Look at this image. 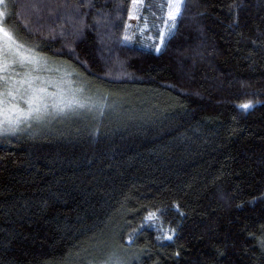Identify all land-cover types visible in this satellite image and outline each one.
<instances>
[{
    "label": "trees",
    "instance_id": "1",
    "mask_svg": "<svg viewBox=\"0 0 264 264\" xmlns=\"http://www.w3.org/2000/svg\"><path fill=\"white\" fill-rule=\"evenodd\" d=\"M131 3L0 2L91 107L0 136V264H65L106 233L141 264H264V0H183L164 39L170 0H144L129 45Z\"/></svg>",
    "mask_w": 264,
    "mask_h": 264
},
{
    "label": "snow or ice",
    "instance_id": "2",
    "mask_svg": "<svg viewBox=\"0 0 264 264\" xmlns=\"http://www.w3.org/2000/svg\"><path fill=\"white\" fill-rule=\"evenodd\" d=\"M169 7L174 10L168 12V17L170 20H175L180 12L181 4L177 2ZM0 36L3 37L4 42L3 47L0 48V56L3 57V61L0 63V72L3 73V76L0 77V81H2L0 83V88H2L0 91V116L3 117L0 120V134L7 131L15 132L21 123L26 124L29 120L40 121L53 114H74L85 108L91 110V107L75 94L66 93L63 89L57 88L50 82L46 83L41 78L38 73L42 58L34 47L25 49V45L16 43L13 36L4 27H0ZM9 58H11V63H9ZM17 69L25 70L23 73L25 78L18 82L13 79V74L21 75ZM50 88L55 90L50 91ZM240 107L247 110L252 105L245 103ZM148 219H152V216H149ZM166 238L170 240L172 237Z\"/></svg>",
    "mask_w": 264,
    "mask_h": 264
},
{
    "label": "rangeland",
    "instance_id": "3",
    "mask_svg": "<svg viewBox=\"0 0 264 264\" xmlns=\"http://www.w3.org/2000/svg\"><path fill=\"white\" fill-rule=\"evenodd\" d=\"M177 2H179L182 6L183 0H170L169 5H174ZM143 3H144V0H132L131 6L129 9L128 18H127V26H126L125 34H124V37L122 39V42L125 44L130 45L133 43V41L135 39V36L138 32V25H139V21H140ZM170 10H174V9L169 7L168 12ZM180 10H181V8H180ZM168 12H167V17H166L168 24L165 28V32L163 34V39L166 38L172 32L174 21L176 20V19L170 20L168 17ZM178 15H177V17H178ZM1 24H2V16L0 15V27H1ZM15 42L18 43L16 40H15ZM3 44H4L3 37L0 36V48L3 47ZM27 48L28 47L25 46V49H27ZM39 55L42 58L41 64L39 66L40 71L38 73L41 76V78L46 83L50 82L51 84L56 85L57 88L63 89L66 93L77 95V92L74 89V81L70 75V72L68 75L67 70L65 68H62L58 63L52 61L51 59H49L46 55H44L42 53H39ZM2 61H3V57L0 56V63H2ZM45 61H46V63H45ZM9 63H11V58H9ZM17 70L21 72V75L15 76L13 74V79H14V81L18 82L20 79L25 78L23 75L25 70H23V69H17ZM2 76H3V73L0 72V77H2ZM0 83H2V81H0ZM17 86H19V85L17 84ZM49 90L54 91L55 89L50 88ZM0 91H2V88H0ZM83 101L87 105H90L87 100L86 101L83 100ZM84 110L85 109H81L77 113L67 114V115H55V114H53V115H49V116L44 117L40 121L29 120L26 124L21 123L15 132L7 131V132H4L3 134H0V136H5V135L8 136V135H13V134H23V133H28V132H32L33 134L39 133L43 129H46L47 127H49V126H51L57 122L68 121V120L73 119L74 117L79 116V115L82 116V113L84 115V112H83ZM2 119H3V117L0 116V120H2ZM5 127H7V125H5ZM109 234L110 233H106L103 236V237H105V239L103 241L97 243V246H95V244L92 242L91 249H94V250L91 253H88L87 255H85V254L83 255L82 253H80L76 258H71L73 260H71V259L68 260V258H67L65 264H141L140 258H139V253H138L137 249L121 247V246H118L117 243L112 244V241H111L112 237H110ZM87 249L90 250L89 248H86V250Z\"/></svg>",
    "mask_w": 264,
    "mask_h": 264
}]
</instances>
